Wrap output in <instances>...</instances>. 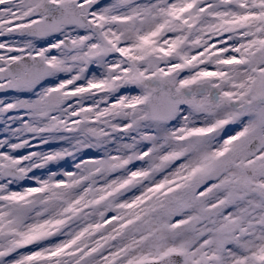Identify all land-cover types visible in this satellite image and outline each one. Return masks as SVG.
Wrapping results in <instances>:
<instances>
[{
	"label": "snow or ice",
	"instance_id": "1",
	"mask_svg": "<svg viewBox=\"0 0 264 264\" xmlns=\"http://www.w3.org/2000/svg\"><path fill=\"white\" fill-rule=\"evenodd\" d=\"M0 264H264V0H0Z\"/></svg>",
	"mask_w": 264,
	"mask_h": 264
}]
</instances>
